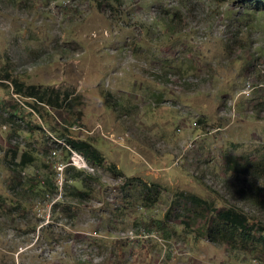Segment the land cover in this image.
I'll use <instances>...</instances> for the list:
<instances>
[{
    "label": "rangeland",
    "instance_id": "374dc122",
    "mask_svg": "<svg viewBox=\"0 0 264 264\" xmlns=\"http://www.w3.org/2000/svg\"><path fill=\"white\" fill-rule=\"evenodd\" d=\"M263 147L264 13L245 0H0V264H264L210 241L186 198L262 233L264 190L227 162Z\"/></svg>",
    "mask_w": 264,
    "mask_h": 264
},
{
    "label": "trees",
    "instance_id": "16d2710c",
    "mask_svg": "<svg viewBox=\"0 0 264 264\" xmlns=\"http://www.w3.org/2000/svg\"><path fill=\"white\" fill-rule=\"evenodd\" d=\"M116 1V0H101V2ZM247 9H257L264 13V0H245ZM20 92V91H18ZM68 144L76 152L80 153L88 163L94 166H100L103 163V156L100 151L95 148L90 142L80 139H68ZM264 150V147H263ZM229 168L238 174L251 177L258 182L259 190H264V151L257 159H251L247 157L244 160H238L237 158L230 157L227 162ZM76 182H81L80 177H71ZM142 189L150 190L147 183L141 184ZM151 189L158 192V187L155 184L151 185ZM83 187V186H82ZM78 190V189H77ZM186 198L196 208L202 210H209L211 218L207 226V237L212 242H224L234 247H251L252 249L264 250V234L257 233V229L254 225L250 224L246 214L240 211L236 207H224L216 209L209 201L201 199L195 195H186ZM143 199L147 202H153V199L149 200V195L145 193ZM253 203L262 205L264 201L253 197ZM198 216H204V212L200 209H196ZM122 252V251H119Z\"/></svg>",
    "mask_w": 264,
    "mask_h": 264
},
{
    "label": "built area",
    "instance_id": "2783aa9c",
    "mask_svg": "<svg viewBox=\"0 0 264 264\" xmlns=\"http://www.w3.org/2000/svg\"><path fill=\"white\" fill-rule=\"evenodd\" d=\"M99 128H100V126L98 124H96L95 129L98 130Z\"/></svg>",
    "mask_w": 264,
    "mask_h": 264
}]
</instances>
